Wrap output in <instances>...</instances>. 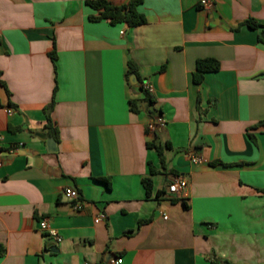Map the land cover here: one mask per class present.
Listing matches in <instances>:
<instances>
[{"label":"crops","instance_id":"0c3cea01","mask_svg":"<svg viewBox=\"0 0 264 264\" xmlns=\"http://www.w3.org/2000/svg\"><path fill=\"white\" fill-rule=\"evenodd\" d=\"M207 1L142 0L130 27L87 0H0V264H264V0ZM201 59L219 70L197 84Z\"/></svg>","mask_w":264,"mask_h":264},{"label":"trees","instance_id":"16d2710c","mask_svg":"<svg viewBox=\"0 0 264 264\" xmlns=\"http://www.w3.org/2000/svg\"><path fill=\"white\" fill-rule=\"evenodd\" d=\"M142 0H129L127 3L122 5H116L108 0H87V4L91 6L94 10L98 11L97 16H91L92 20H109L111 24L127 23L130 27L143 25L146 23L145 16L137 10L138 5ZM246 25L251 28H257L258 25L251 22H246ZM53 61L56 59V52L53 50L50 53ZM219 70V62L214 59H201L197 61L196 70L193 73L194 83H201L204 80L205 74L210 72H215ZM129 73L137 75L136 65L133 62H129ZM143 90V89H142ZM144 91V90H143ZM147 95L145 101L148 103L153 102V97L150 92L144 91ZM135 106V102H132ZM48 130V135L53 136L58 140V132L52 126L51 120L48 118V124L46 125ZM12 129V128H10ZM13 130V129H12ZM149 131V130H148ZM150 132V131H149ZM149 147L156 148L159 156L161 157V163L164 167L165 160L163 158V147L156 144L155 141L149 144ZM158 171L151 166V174H155ZM104 180L107 184V180ZM144 186L148 195L151 194L153 190V182L150 178L144 180ZM163 194V192L158 191L156 194L157 199ZM183 200V199H182ZM5 253L4 247L0 244V257Z\"/></svg>","mask_w":264,"mask_h":264},{"label":"built area","instance_id":"2783aa9c","mask_svg":"<svg viewBox=\"0 0 264 264\" xmlns=\"http://www.w3.org/2000/svg\"><path fill=\"white\" fill-rule=\"evenodd\" d=\"M202 5L204 6H208V1L207 0H202ZM142 89L144 91L147 92H151V87L148 84H143L142 85ZM9 113H12V110L9 109L8 110ZM164 120L163 117L158 115L156 116V118H154L151 122H149L147 129L151 132V131H155L159 126L163 125ZM11 152H14L15 149H11ZM193 161H197V159H194ZM0 166H1V162H0ZM187 188H188V181L186 178L181 177V176H177L174 177L172 179V181L169 183L168 185V192L171 195H174L178 198H186L187 196ZM64 195L69 198L71 201L75 202L74 203V208L75 210H81L83 207V202L81 201V197H80V193L76 188L73 187H67L64 189L63 191ZM106 219V215L105 214H100L99 216H97V218L95 219V223H99L102 222L103 220ZM40 228L44 231L47 232L48 236L55 240L56 242H60L61 241V237L57 234V232L54 229H51L47 220H43L40 222ZM122 263V259L118 258L115 260H112V264H121Z\"/></svg>","mask_w":264,"mask_h":264},{"label":"water","instance_id":"95a60500","mask_svg":"<svg viewBox=\"0 0 264 264\" xmlns=\"http://www.w3.org/2000/svg\"><path fill=\"white\" fill-rule=\"evenodd\" d=\"M263 38H264V33H263ZM35 134L38 136V138L40 140L45 142V145L47 147L48 152H50V153L57 152V141L54 138L49 137L46 133H42V132H37ZM35 154L38 155L37 152H35ZM52 251L57 252L58 249L56 247H54V248H52Z\"/></svg>","mask_w":264,"mask_h":264}]
</instances>
